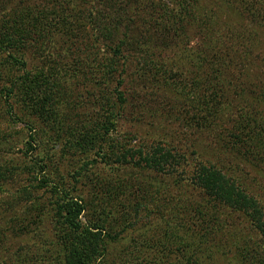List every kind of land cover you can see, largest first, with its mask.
I'll list each match as a JSON object with an SVG mask.
<instances>
[{"label": "trees", "instance_id": "1", "mask_svg": "<svg viewBox=\"0 0 264 264\" xmlns=\"http://www.w3.org/2000/svg\"><path fill=\"white\" fill-rule=\"evenodd\" d=\"M198 2L0 0V7L11 8L0 25V99L21 103L20 115L15 117L20 121L27 118L28 149L39 146L35 124L49 140L52 137L54 146L64 138V147L81 153L84 147L76 135H84L88 147L95 146L98 138L109 136L114 118L122 116L119 114L130 102L141 107L146 101L159 104L166 116H170L167 108L180 102L212 145L228 138L224 154L249 166L264 161V48L259 47V37L264 38V0H223L238 21L235 27L224 25L222 30L213 29V16L198 11ZM190 34L197 36L194 47L189 46ZM175 58L181 61L174 62ZM80 90L89 95L93 108L100 107L104 120L90 121L82 115L85 123L71 128L66 125L74 120L71 109L79 97L76 92L83 95ZM180 120L188 121L185 116ZM99 124L105 136L95 130ZM63 125L66 131H62ZM178 150L175 145L160 143L122 148L116 159L123 165L181 179L188 159ZM47 160V155L40 159ZM179 179L178 187L187 190L188 203H208L192 210L200 225L221 230L223 223L221 227L214 212L226 207L245 215L252 231L264 238L261 201L238 179L202 161L196 162L190 177ZM135 184L130 192L148 194L150 185ZM68 195L66 192L65 200L53 205L57 264H112L106 241L118 240L119 233H102L104 229L98 225H84L80 216L85 203ZM14 202L0 203L4 221L0 264H26L17 254L12 255L17 263L11 257L1 258L9 249L7 234H17L19 227L23 235L29 234L25 230L35 226L33 238H38V219L49 214L48 208L40 209L36 203ZM5 213L12 218L5 220ZM262 256L258 257L260 264H264ZM202 258V264H207L206 256ZM189 262L200 264L191 255Z\"/></svg>", "mask_w": 264, "mask_h": 264}, {"label": "rangeland", "instance_id": "2", "mask_svg": "<svg viewBox=\"0 0 264 264\" xmlns=\"http://www.w3.org/2000/svg\"><path fill=\"white\" fill-rule=\"evenodd\" d=\"M197 6L198 11L211 13L213 29L222 30L220 28L224 25L235 27L237 24V15L223 5V0H199ZM10 11L7 5L0 7V25ZM190 35L189 46L194 47L197 36ZM259 39V47L264 48V38L260 36ZM185 42L188 44L187 40ZM177 61L181 60L175 58L174 62ZM80 93L83 95L76 92L79 97L71 109L74 120L66 125L71 128L76 126L75 123H85L82 115L88 120L101 119L100 107L93 108L89 104V95L83 90ZM131 104L119 114L122 116L114 118L108 137L99 130L101 124L94 127L105 136L98 138L95 146L88 147L84 135H76V141L84 147V152L80 153L74 148L64 147V138L54 146L50 141L52 137L49 140V136L43 134L36 124L35 139L39 146H32L34 150L28 149L27 118L20 121L15 117L20 115L21 103L0 99V203H36L40 209H49V214L45 213L38 219V238H33L35 226L25 230L31 232L25 235L21 227L17 234L8 232L9 249L1 258L11 257L17 263L13 258L17 254L26 264H57L58 248L52 241L55 234L53 205L56 201L65 200L67 192L68 198L81 199L85 203L80 216L84 225H98L104 229L102 233H119L118 240L106 241L107 257L112 264H193L189 262L190 255L200 264L202 256H206L207 264H260L258 257L263 255L264 258V238L252 231L245 215L232 213L226 207L216 209L214 215L223 227L210 230L209 226L200 225L192 214L197 206L208 203H188L187 190L182 191L181 186L178 187L176 180L179 177L156 174L135 168L133 164L123 165L116 156L122 148H147L157 143L175 145L188 159L179 180L192 175L196 162L210 163L238 179L250 194L261 201L263 209L264 161L249 166L241 164L230 153L225 155L222 151L230 143L228 138L224 141L219 139V145H212L210 137L196 128V120L192 119L191 113L187 115L189 110L184 109L180 102L167 108L170 116L162 112L163 106L151 101L144 102L143 107ZM10 106L11 115L8 114ZM183 116L187 117V122L180 120ZM63 130L66 131L64 125ZM47 139L49 143L45 145ZM46 155L50 162H41L40 159ZM137 181L146 183L145 187L150 185L146 196L143 192L144 195H136L133 190L130 192L131 185H136ZM134 208L138 209L136 214L132 212ZM10 218L11 214L5 213L4 219ZM2 224L4 221L0 219V226ZM7 253L10 255L5 256Z\"/></svg>", "mask_w": 264, "mask_h": 264}]
</instances>
